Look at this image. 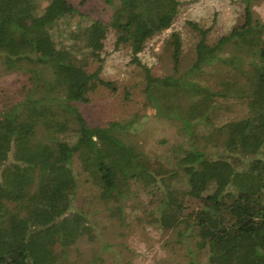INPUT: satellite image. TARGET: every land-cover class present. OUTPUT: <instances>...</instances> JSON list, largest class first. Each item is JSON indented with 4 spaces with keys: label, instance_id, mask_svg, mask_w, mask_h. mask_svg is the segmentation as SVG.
I'll return each instance as SVG.
<instances>
[{
    "label": "trees",
    "instance_id": "1",
    "mask_svg": "<svg viewBox=\"0 0 264 264\" xmlns=\"http://www.w3.org/2000/svg\"><path fill=\"white\" fill-rule=\"evenodd\" d=\"M106 1L107 22L71 0H0V69L29 75L0 110V264H81L65 261L95 238L88 211L74 207L81 173L104 200L148 197L150 222L188 240L189 264H264V22L253 0L213 43L211 28L190 23L187 70L173 31L165 76L140 54L174 24L180 0ZM111 33L141 69L146 101L179 121L180 139L155 144L163 164L128 137L135 119L92 124L80 107L101 86L118 89L102 76Z\"/></svg>",
    "mask_w": 264,
    "mask_h": 264
},
{
    "label": "rangeland",
    "instance_id": "2",
    "mask_svg": "<svg viewBox=\"0 0 264 264\" xmlns=\"http://www.w3.org/2000/svg\"><path fill=\"white\" fill-rule=\"evenodd\" d=\"M36 1L40 7L48 3V0ZM71 2L91 18H99L105 22L109 21L113 11L112 5L106 0ZM180 2L179 14L174 24L153 37L140 54L142 62L155 76L173 72L171 45L168 41L173 31H179L182 36L181 66L182 70H187L192 64L198 39L190 23L196 22L202 27L211 28L209 39L213 43L242 21L245 5L242 0ZM253 16L264 22V0H253ZM113 41L114 35L111 33L106 41L107 54L102 76L116 81L118 89L113 91L101 86L91 93L90 102L80 107L92 124L115 120L126 123L135 119L128 137L139 142L148 152L151 165L157 161L162 163L157 157L155 144L164 138L170 141L180 139L177 130L179 121L162 118L156 108L146 101L142 92L144 75L141 69L131 62L128 49L114 50ZM28 76L17 69H0V110L3 109V103L20 94L22 87L29 81ZM127 90H130L129 95ZM224 114V117H230L229 112ZM74 166L80 171L78 160L74 161ZM163 166L168 168L165 164ZM147 202L146 196L126 201L120 197L104 200L99 196L97 187L86 183L85 175L81 173L74 207L88 211L95 238L81 237L67 249L65 261L81 264H189L188 240H178V229L162 232L152 224L147 216L150 207Z\"/></svg>",
    "mask_w": 264,
    "mask_h": 264
}]
</instances>
